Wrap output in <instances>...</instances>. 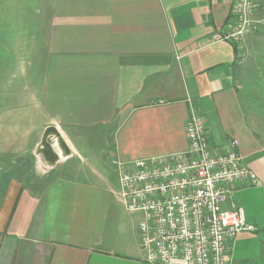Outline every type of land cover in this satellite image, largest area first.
<instances>
[{
    "label": "crops",
    "instance_id": "crops-1",
    "mask_svg": "<svg viewBox=\"0 0 264 264\" xmlns=\"http://www.w3.org/2000/svg\"><path fill=\"white\" fill-rule=\"evenodd\" d=\"M233 2L53 0L51 16L26 21L25 35L9 27L5 41L42 32L40 53L24 65L43 72L35 95L43 127L58 130L68 158L100 152L105 160L78 163L73 175L60 173L59 160L21 174L0 160V264H145L141 217L126 210L120 174L136 160L186 151L191 111L203 116L211 149L235 143L259 181L233 187L230 201L255 231L228 244L227 262L264 264V134L237 86L264 34V0H255L257 32L217 41Z\"/></svg>",
    "mask_w": 264,
    "mask_h": 264
},
{
    "label": "built area",
    "instance_id": "built-area-1",
    "mask_svg": "<svg viewBox=\"0 0 264 264\" xmlns=\"http://www.w3.org/2000/svg\"><path fill=\"white\" fill-rule=\"evenodd\" d=\"M255 0H234L217 41H239L259 28ZM184 152L136 160L120 174L126 210L140 213L139 250L145 264H228L227 247L255 231L245 210L230 201L238 183L259 184L235 143L211 149L203 116L191 111ZM230 201V203H228ZM228 203V207L225 205Z\"/></svg>",
    "mask_w": 264,
    "mask_h": 264
},
{
    "label": "rangeland",
    "instance_id": "rangeland-1",
    "mask_svg": "<svg viewBox=\"0 0 264 264\" xmlns=\"http://www.w3.org/2000/svg\"><path fill=\"white\" fill-rule=\"evenodd\" d=\"M52 2L53 0H0V160L8 169L18 174L32 171L38 162L48 165L38 153L46 127L41 122L40 105L36 102L38 99L35 95L41 93L43 72L41 66L35 65V61L33 70L26 71L24 65L29 59L36 60L35 53H40L42 42L45 41H42L43 35L40 31L28 33V42L24 40L25 36H22V40L13 41H5L3 38L10 36V26L20 29L25 35L26 21L33 25L41 22L43 16H51ZM255 46L256 53L251 52L239 68L240 83L237 86L245 110L257 118L260 131L264 134V34L255 42ZM49 141L60 156L59 161H62L59 166L60 173L64 174L66 170V175H73L78 163H95L96 156L105 160V153L100 152H78L68 158L63 155L54 137L49 138ZM86 164L83 167H88ZM111 165L120 167L115 160H112ZM110 171L112 170L109 167L108 172ZM111 182L116 186L115 181Z\"/></svg>",
    "mask_w": 264,
    "mask_h": 264
},
{
    "label": "water",
    "instance_id": "water-1",
    "mask_svg": "<svg viewBox=\"0 0 264 264\" xmlns=\"http://www.w3.org/2000/svg\"><path fill=\"white\" fill-rule=\"evenodd\" d=\"M55 138L56 142L58 144V147L61 149L63 155L69 156L70 152L65 144V141L60 136L58 130L53 127H47L42 135L41 139V145L38 148V153H40L44 159L49 165L54 164L59 160V155L55 150L53 149L52 144L49 141V138Z\"/></svg>",
    "mask_w": 264,
    "mask_h": 264
}]
</instances>
